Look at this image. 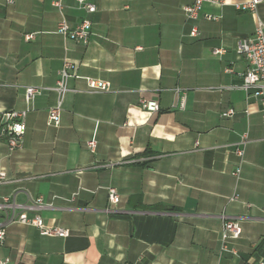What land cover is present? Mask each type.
<instances>
[{
    "label": "crops",
    "instance_id": "obj_1",
    "mask_svg": "<svg viewBox=\"0 0 264 264\" xmlns=\"http://www.w3.org/2000/svg\"><path fill=\"white\" fill-rule=\"evenodd\" d=\"M0 0V114L30 107L20 149L0 136L3 196L67 237L37 227L6 228V264H258L264 262V119L259 98L240 88L248 67L238 41L264 22L234 2L205 4L197 20L192 0ZM219 18L207 20L204 14ZM91 21L87 43L57 32ZM193 26L198 34L191 35ZM220 49L219 53H214ZM74 65L58 125L48 124L65 59ZM106 82L90 91L85 78ZM41 87L31 102L25 88ZM179 88V91H177ZM156 100L149 113L141 100ZM183 100L184 106L180 104ZM232 110L231 114L223 115ZM246 136L242 160L236 146ZM96 138L91 152L87 141ZM241 166L239 177L233 175ZM119 194L108 200V188ZM238 197L235 201L229 198ZM9 211V210H8ZM11 212V211H9ZM239 220L221 251V215ZM5 211L0 209V222Z\"/></svg>",
    "mask_w": 264,
    "mask_h": 264
},
{
    "label": "built area",
    "instance_id": "obj_2",
    "mask_svg": "<svg viewBox=\"0 0 264 264\" xmlns=\"http://www.w3.org/2000/svg\"><path fill=\"white\" fill-rule=\"evenodd\" d=\"M12 1V0H8ZM81 8L86 9L89 12L95 11L96 7L94 4L87 3L86 0H77ZM261 0H244L234 2L233 6L239 11H256L257 5ZM205 4H213L218 6H224L228 4L227 0H192L190 4L183 7L184 14L189 20H197L200 15L202 8ZM54 5L61 9L60 0L55 1ZM207 20H216L219 17L214 14H204ZM91 21L85 19L79 25L71 27L67 21L62 18L57 25V32L66 38H71L77 42L87 43L90 35ZM191 35H197L198 30L196 26L191 29ZM220 49H215L214 53H219ZM237 53L244 56L248 62L246 71L242 74V83L240 88L243 89L247 94H252L259 98L262 104V113L264 119V22L260 19L256 25L255 31L250 37L242 38L237 44ZM76 76L74 72L73 63L67 58L63 61L62 67L59 71V78L57 80L55 90L58 94L56 104L52 105L48 110V124L58 125L61 118V110L63 99L66 92L69 90V80L71 77ZM88 89L90 91L106 90L107 84L103 80L95 79L91 77L85 78ZM41 87L27 86L25 88V96L27 102L42 92ZM179 91V88H177ZM184 106L183 100L180 104ZM141 108L149 113L157 112L160 107L156 100H141ZM30 107L23 110H11L0 114V136H2L10 151L20 149L23 144V137L26 131L25 116L29 111ZM232 110L224 112L223 115L231 114ZM246 136H243L240 146H236L234 151L242 160L244 155V147L241 146L246 142ZM87 147L91 152H95L97 148L96 138H91L87 141ZM241 173V166L239 165L233 172V175L239 177ZM8 181L6 172L0 170V184ZM238 197L233 195L229 198L230 201L237 200ZM108 200L110 203H117L119 201V194L114 187L108 188ZM15 199L11 196H3L0 202V209L5 211L4 220L0 222V246L4 245L6 238V228L12 223L29 224L37 227L41 235L46 236H59L67 237L70 235V230L60 226L47 225L43 222L40 215L30 217L27 213L29 210H38L45 206L42 198H36L31 204L23 205L22 211L15 212ZM11 212H9V211ZM223 220L222 232H221V251H228L236 254V249L230 246L229 242L240 237L242 228L238 219L221 215ZM0 264H6L5 259L0 258ZM258 264H264L260 261Z\"/></svg>",
    "mask_w": 264,
    "mask_h": 264
}]
</instances>
